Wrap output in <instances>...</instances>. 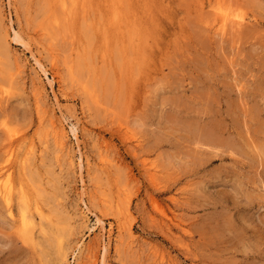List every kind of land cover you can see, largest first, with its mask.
Listing matches in <instances>:
<instances>
[{"label": "rangeland", "instance_id": "374dc122", "mask_svg": "<svg viewBox=\"0 0 264 264\" xmlns=\"http://www.w3.org/2000/svg\"><path fill=\"white\" fill-rule=\"evenodd\" d=\"M1 89L0 264H264V0H0Z\"/></svg>", "mask_w": 264, "mask_h": 264}, {"label": "bare ground", "instance_id": "6f19581e", "mask_svg": "<svg viewBox=\"0 0 264 264\" xmlns=\"http://www.w3.org/2000/svg\"><path fill=\"white\" fill-rule=\"evenodd\" d=\"M75 1V0H72ZM79 3V2H78ZM224 4V3H223ZM229 6V5H228ZM224 4V6L221 4L220 6H218V14L220 16V19L227 24L228 27L230 28H236L237 26H239L244 17L238 13H236L234 10H232L230 7H228ZM61 7L64 11H66L67 7L66 4L64 2H61ZM235 30V29H234ZM233 30V31H234ZM20 41V38H18ZM18 41V40H17ZM24 44V43H23ZM24 46H26V44H24ZM29 47V46H28ZM32 52V51H31ZM35 60V62L38 64V66L46 73V69L44 67V65L40 62V60L35 56V54H31ZM50 80V78H49ZM52 80V79H51ZM51 84V83H50ZM0 95H2L3 92H6V89H1L0 90ZM0 98H4L3 95ZM53 118V117H52ZM51 119V118H49ZM51 128L54 130L53 133H55L56 135L60 136V138L62 139L65 136V132H64V125L62 122V119H51L49 120ZM74 126V125H73ZM71 127V131L73 136L77 139V129L76 127ZM50 129V128H49ZM49 129L47 131H49ZM8 133H9V139H11L9 141V144L6 150V158H5V164H4V171L0 174V195L7 201L8 203V210L11 213L12 212V208L11 205L9 204L15 190L17 189L18 193L21 195V197H24V192L23 190H21L20 185H18V183H15L13 180H11L10 178V172L9 170L11 168L14 167V164H19L21 166H24L27 162V160L29 159V154L32 153L34 150V147L32 145V143H29L28 145L25 146V148L19 152V153H15L16 150V144H14V136L16 135V132L14 130H11L8 128ZM49 134V133H48ZM54 134V135H55ZM51 135V134H50ZM52 135V136H54ZM64 140V139H63ZM62 140V142H63ZM33 141V140H32ZM77 142V141H76ZM35 143V142H34ZM61 144V143H60ZM24 146V145H23ZM35 148H37L35 146ZM36 152V151H35ZM32 155V154H31ZM26 166V165H25ZM153 169V168H152ZM152 173V172H151ZM20 176V175H19ZM21 177V176H20ZM18 178V177H17ZM25 185V184H24ZM31 188V187H30ZM31 191V190H30ZM29 193V192H28ZM16 195V194H15ZM18 199V198H17ZM30 200V199H29ZM103 200V199H102ZM124 205V204H123ZM128 205V203H127ZM126 207V206H125ZM124 208V207H123ZM126 211V208L124 209ZM33 211V210H32ZM122 211V210H121ZM128 211H126L127 213ZM18 213V212H17ZM36 214L41 218L42 217V213L40 212V210L38 208H36ZM19 215V214H18ZM96 217V222L99 224V228L103 227L102 224V219L99 218L97 216V214H95ZM124 216V213H123ZM19 217V216H18ZM34 220H35V216L33 214H29L26 212V208L21 207L20 209V219L19 221H21V225H22V231H23V235L26 239L31 240L33 238V229H34ZM39 220V219H38ZM119 225V224H118ZM118 227V226H117ZM118 236V235H117ZM119 237V236H118ZM121 239V236L119 237ZM119 239V240H120ZM54 240V238H53ZM52 241V240H51ZM83 244V243H82ZM83 247V246H82ZM106 247H104V251H103V257L105 256V249ZM77 259V258H76ZM78 260V259H77ZM102 264V263H101Z\"/></svg>", "mask_w": 264, "mask_h": 264}]
</instances>
